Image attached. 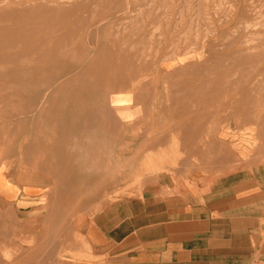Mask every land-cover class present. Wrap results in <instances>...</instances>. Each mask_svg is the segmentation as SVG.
I'll use <instances>...</instances> for the list:
<instances>
[{
  "label": "rangeland",
  "instance_id": "obj_1",
  "mask_svg": "<svg viewBox=\"0 0 264 264\" xmlns=\"http://www.w3.org/2000/svg\"><path fill=\"white\" fill-rule=\"evenodd\" d=\"M187 80L198 86L181 87ZM178 89L214 96L216 126L200 139L218 146L201 154L218 164L228 155L231 181L264 160V0H0V170L6 175H29L23 154L46 137L58 110L77 128V107L85 110L86 141L93 128L102 134L103 163L87 173L99 175L102 185L125 175L122 152L115 157L107 144L118 125L110 106L130 101L111 96ZM2 215L0 239L37 235ZM7 249L0 247V264L12 259Z\"/></svg>",
  "mask_w": 264,
  "mask_h": 264
},
{
  "label": "crops",
  "instance_id": "obj_2",
  "mask_svg": "<svg viewBox=\"0 0 264 264\" xmlns=\"http://www.w3.org/2000/svg\"><path fill=\"white\" fill-rule=\"evenodd\" d=\"M190 83L180 86H198ZM192 92L111 96L130 101L110 106L118 125L107 144L127 169L103 185L86 170L103 163L101 131L93 128L88 142L85 110L77 107V128L58 110V122L23 154L29 175L0 170L3 221L8 213L38 233L0 239L12 257L2 264H264V160L234 182L228 155L220 164L205 159L201 151L218 146L200 140L216 126L215 100Z\"/></svg>",
  "mask_w": 264,
  "mask_h": 264
},
{
  "label": "bare ground",
  "instance_id": "obj_3",
  "mask_svg": "<svg viewBox=\"0 0 264 264\" xmlns=\"http://www.w3.org/2000/svg\"><path fill=\"white\" fill-rule=\"evenodd\" d=\"M164 6H165V5H164ZM141 9H142V8H141ZM132 11H133V10H132ZM135 12H137V11H135ZM131 13H132V12H131ZM134 14H135V13H134ZM41 15H42V14H41ZM129 15H130V14H129ZM135 16H136V15H135ZM38 17H39V16H38ZM133 17H134V16H133ZM137 17H138V16H137ZM36 19H37V18H36ZM50 20H51V19H50ZM35 21H36V20H35ZM96 25H97V24H96ZM98 25H99V24H98ZM97 27H98V26H97ZM14 29H15V28H14ZM96 29H98V28H96ZM89 31H90V30H89ZM96 31H97V30H96ZM100 31H101V30H100ZM21 33H22V32H21ZM32 44H33V43H32ZM22 45H23V44H22ZM88 46H89V45H88ZM21 48H22V47H21ZM19 49H20V48H19ZM41 54H42V53H41ZM43 58H44V56H43ZM43 61H44V60H43ZM206 86H207V85H206ZM219 89H220V88H219ZM221 92H222V91H221ZM242 94H243V92H242ZM241 96H242V95H241ZM236 97H237V96H236ZM167 98H168V97H167ZM225 99H226V98H225ZM239 99H240V98H239ZM227 100H228V99H227ZM227 100H226V101H227ZM226 101H225V102H226ZM232 101H233V100H232ZM228 104H229V103H228ZM232 104H233V102H232ZM39 106H40V105H39ZM230 107H231V106H230ZM242 107H243V106H242ZM228 108H229V107H228ZM227 110H228V109H227ZM208 129H210V127H209ZM59 131H61V129H59ZM209 131H210V130H209ZM203 133H204V132H203ZM204 134H205V133H204ZM208 134H210V132H208ZM208 136H209V135H208ZM208 136H207V137H208ZM19 139H20V138H19ZM19 139H18V140H19ZM23 139H25V138H22V140H23ZM22 140H21V141H22ZM200 140H202V139H200ZM23 142H24V140H23ZM205 142H206V141H205ZM205 142H204V143H205ZM204 143H202V144H204ZM212 143H213V142H212ZM18 144H20V142H19ZM204 145H205V144H204ZM21 146H23V145H21ZM212 146H213V145H212ZM29 147H30V146H29ZM202 147H203V146H202ZM24 148H25V147H24ZM213 148H214V146H213ZM213 148H212V149H213ZM58 149H59V148H57V150H58ZM212 149H211V150H212ZM57 150H56V151H57ZM211 150H210V151H211ZM212 151H213V150H212ZM28 152H29V151H28ZM31 152H33V151H30V153H31ZM58 152H59V151H58ZM64 153H65V152H64ZM19 154H20V153H19ZM58 154H59V153H58ZM58 154H57V155H58ZM32 156H33V155H32ZM56 157H57V156H56ZM58 157H60V156L58 155ZM63 157H64V156H63ZM58 159H59V158H58ZM58 159H57V160H58ZM28 160H29V159H28ZM30 160H31V157H30ZM64 160H65V159H63V162H65ZM63 165H64V164L60 165V167H62ZM60 169H61V168H60ZM57 170H59V169H57ZM68 174H69V172H68ZM58 175H59V174H58ZM57 178H58V176H57ZM51 179H52V178H51ZM60 180H61V179H60ZM52 181H53V180H52ZM53 184H54V183H53ZM1 186H2V183L0 182V189H1ZM54 187H55V186H54ZM58 188H59V187H58ZM55 190H56V187H55ZM55 190H54V191H55ZM52 191H53V190H52ZM54 191H53V192H54ZM50 193H51V192H50ZM69 193H70V191H69ZM67 194H68V193H67ZM48 195H49V194H48ZM2 203H3V202H2ZM64 203H65V202H64ZM62 205H64V204L62 203ZM2 206H3V204H2ZM75 207H77V206H75ZM2 209H4V208H2ZM69 210H71V209H69ZM44 213H45V211H44ZM7 225H8V224H7ZM5 226H6V224H5L3 227H5ZM61 228H62V227H61ZM3 229H4V228H3ZM5 230H6V229H5ZM29 230H30V229H29ZM57 230H58V229H57ZM60 230H61V229H60ZM0 232H1V231H0ZM3 233H4V232H3ZM37 234H38V233H37ZM15 236H16V235H15ZM34 237H35V236H34ZM34 237H33V238H34ZM29 238H30V237H29ZM31 238H32V237H31ZM61 238H63V237H61ZM19 239H20V238H19ZM52 239H53V237H52ZM25 240H26V239H25ZM60 240H61V239H60ZM15 241H17V240H15ZM15 241H14V242H15ZM23 241H24V240H22V242H23ZM3 242H4V241H3ZM5 242H6V241H5ZM17 242H18V241H17ZM26 242H28V241H26ZM29 242H31V241H29ZM58 242H59V240H58ZM62 242H63V240H62ZM7 243H8V242H7ZM7 243H6V244H7ZM15 243H16V242H15ZM1 244H2V243H1ZM30 244H31V243H30ZM9 245L11 246V243H9ZM61 245H62V243H61ZM6 246H7V245H6ZM12 246H14V245H12ZM12 246H11V247H12ZM20 246H21V245H20ZM31 247H32V246H31ZM25 249H26V248H25ZM35 250H36V249H35ZM31 251H32V250H31ZM29 252H30V251H29ZM46 254H47V253H46ZM47 255H48V254H47ZM29 257H30V256H29ZM28 261H29V260H28ZM39 261L41 262V260H39ZM32 262H33V261H32ZM27 263H28V262H27ZM30 263H31V262H30ZM37 263H38V262H37ZM28 264H29V263H28Z\"/></svg>",
  "mask_w": 264,
  "mask_h": 264
}]
</instances>
